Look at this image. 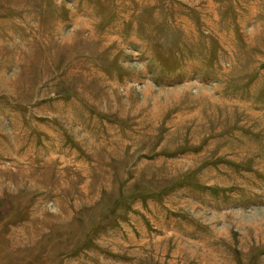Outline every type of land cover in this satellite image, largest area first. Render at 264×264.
I'll return each mask as SVG.
<instances>
[{
  "label": "rangeland",
  "instance_id": "374dc122",
  "mask_svg": "<svg viewBox=\"0 0 264 264\" xmlns=\"http://www.w3.org/2000/svg\"><path fill=\"white\" fill-rule=\"evenodd\" d=\"M0 264H264V0H0Z\"/></svg>",
  "mask_w": 264,
  "mask_h": 264
}]
</instances>
